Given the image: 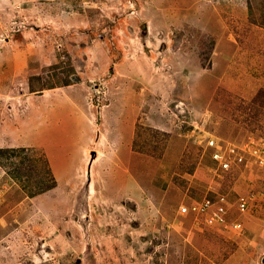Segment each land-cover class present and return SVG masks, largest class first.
<instances>
[{"label": "rangeland", "instance_id": "rangeland-1", "mask_svg": "<svg viewBox=\"0 0 264 264\" xmlns=\"http://www.w3.org/2000/svg\"><path fill=\"white\" fill-rule=\"evenodd\" d=\"M247 145L263 158L264 0H0V264H261ZM37 157L54 187L29 196Z\"/></svg>", "mask_w": 264, "mask_h": 264}, {"label": "built area", "instance_id": "built-area-1", "mask_svg": "<svg viewBox=\"0 0 264 264\" xmlns=\"http://www.w3.org/2000/svg\"><path fill=\"white\" fill-rule=\"evenodd\" d=\"M210 146H213V142L210 144ZM258 150L254 149L252 147H249L248 145L240 148V147H233L230 150V154H233L235 160H239V163L242 165L244 164L248 159L252 160L253 163H255L257 166H264V152L262 153L263 158L260 157L258 154ZM214 159L218 160V168L219 169H227L228 165L225 162V159L227 157L220 154L219 151H216L213 155ZM255 160V162H254ZM246 201L244 199H241L239 201V209L243 210L245 209ZM188 211L191 212L193 215L198 214H206V221H204L205 224H211V225H219L224 226V224L227 221V215H226V209L222 201H210V200H204L199 203H194L193 205L188 206ZM236 224V223H234ZM232 224V225H234ZM231 227L233 229H236V227Z\"/></svg>", "mask_w": 264, "mask_h": 264}, {"label": "trees", "instance_id": "trees-1", "mask_svg": "<svg viewBox=\"0 0 264 264\" xmlns=\"http://www.w3.org/2000/svg\"><path fill=\"white\" fill-rule=\"evenodd\" d=\"M17 151L20 152V150H16V152ZM9 152H14V151H11V149L4 150V149L0 148V162L3 159V157H5V154H7ZM37 161L42 163V166H43L42 172L37 173L35 177H34V174L32 173L33 177H34L32 184L29 186L28 185L23 186V189L25 190V192H26V190H30L28 192L29 196H35L37 194L43 193L44 191H47V190L54 187L53 178L51 177L50 171L47 168L45 160L43 158L37 157ZM23 169L25 171H27V168L23 167ZM28 172L26 173V176H23L21 178V180H23V178H25L24 182H26V183H29L31 181V178H30V175L28 174Z\"/></svg>", "mask_w": 264, "mask_h": 264}, {"label": "water", "instance_id": "water-1", "mask_svg": "<svg viewBox=\"0 0 264 264\" xmlns=\"http://www.w3.org/2000/svg\"><path fill=\"white\" fill-rule=\"evenodd\" d=\"M261 264H264V257H263V259H262V261H261Z\"/></svg>", "mask_w": 264, "mask_h": 264}]
</instances>
